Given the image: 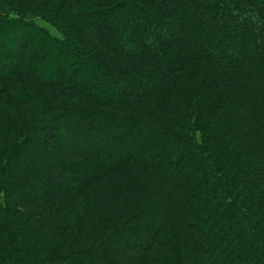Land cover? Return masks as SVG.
<instances>
[{
  "label": "trees",
  "instance_id": "obj_1",
  "mask_svg": "<svg viewBox=\"0 0 264 264\" xmlns=\"http://www.w3.org/2000/svg\"><path fill=\"white\" fill-rule=\"evenodd\" d=\"M146 1L147 7L141 3L135 5L137 13L126 19L123 26L113 25L107 20L93 19L88 21L87 25L80 23L79 28L71 29L77 38H85L86 30L94 29L96 38L103 43L101 56H104L105 51V56L109 55V52L113 56L102 64L103 66H99L109 69L108 74L104 73L108 76L106 81L109 83L113 78L123 85L137 83L140 85V92L132 95H122L120 92L117 102H110L101 95L102 90H98L101 82H104L97 76V72L102 73L100 68H95L92 73L86 71L87 63L83 60L89 61L84 57L83 60L76 58L80 66L74 64L70 71H62L60 61L56 86L71 89L74 91L73 96L94 99L114 110H132L135 106L140 109L122 113L89 111L82 116L52 114L48 121H53V124L64 132V138L55 136L60 153L56 163L53 161L57 166L55 171L63 169L68 175L64 187L63 183L53 182L52 186L56 187L53 191L61 189L66 196L71 190L85 194L107 176L125 169L132 171L136 166L150 167L155 159L162 169L159 170V183L153 177L148 182H136L140 189L138 194H142L140 199L146 201L136 215L142 213V217L147 215L151 218L153 210L158 211L160 223L158 226L155 222L147 225L146 231L157 230L155 240L153 239L155 242L159 236H163L167 246L174 248L175 245L177 250L173 252L176 258L171 264H205V251H208L205 248L213 246L214 243L209 244L210 239L201 238L196 232V227L189 229L193 219L203 227L208 226L209 222V225L215 226L214 232H222L215 251L225 258L224 264H237L235 260L229 262L230 259L241 257L248 260L252 255H258L252 264L259 258L264 260V197L261 199L257 194L264 179V163L260 158L253 157L257 155L264 158V66H260L257 73H244L239 82L230 84L222 76L227 72V67L215 53L216 49L224 50L229 45L240 51H247L248 55L239 56L229 63L234 69L237 65L240 66L239 63L263 59L264 14H258L257 9L256 16L244 12H236V15L230 12L222 13L217 0ZM245 2L246 0H234V6L241 7L238 4ZM27 8L31 10L30 7L22 8L23 13L18 14L20 17L8 13L0 23V44L3 49H19L17 67L13 66L15 61L11 57L0 52V72L8 75L6 81L11 79V74H17L32 76L36 81L48 85L50 82L45 83L43 75L35 73L38 67L46 63L45 58H38V62L34 64L33 57L30 62L32 65L26 68L21 66L26 54L23 41L30 30L34 31L31 38L39 46L56 44L59 39L51 36L50 31L47 33V29L36 25V22L31 21L25 25L24 19L29 18L32 13ZM150 10L157 14V17L148 14ZM143 13H147L146 16H143ZM165 17L170 20V25L167 24L168 29L160 30ZM91 22L93 23L90 25ZM182 22L186 24L185 28L181 27ZM219 22H222V26ZM104 27L108 29L110 37H113L111 40L102 36L101 30ZM169 30L175 35L183 33L188 40L183 44L181 41L176 43L172 38H168ZM79 31L82 32L81 36ZM22 38L24 40H21ZM192 42L203 45L193 49ZM61 56L59 53L60 58ZM208 66H211L210 72L213 71V76L205 71ZM243 67H240L239 71L244 70ZM142 74L145 76L144 81ZM23 85L30 89L27 82L23 81ZM6 86L9 91L11 82H6ZM27 93L23 88L19 94ZM48 108L53 109V106ZM177 109L191 117L194 124L192 129H197L192 133V137L176 138L174 131L169 132L164 127L165 122L174 119ZM19 113L25 114L26 111L21 108ZM210 120L213 123L208 127L207 121ZM248 122L254 126L250 127H256V130L249 132ZM19 125L20 128L27 126L25 123ZM244 130L245 135L242 136ZM31 133L28 138L15 137L13 144L8 148L9 157L0 159V264H17L22 261L43 264L33 261L30 255L21 249L22 243L27 244L34 240L32 236L41 235L35 234V231L40 232L45 219L32 221L28 216L22 217L17 211V207L22 206L21 200L29 196L21 189V185L27 186L32 182L40 185L43 183L40 176L42 171L33 167L30 171L18 174V179L22 182L20 186L16 180H9L5 171L16 166L13 163L14 157L23 143H39V139H47V136L37 137ZM258 137L259 141L256 140ZM189 160L196 162H187L188 164L179 171L172 169V166L180 162L183 165V161ZM215 165L218 169H215ZM202 170L206 171V177H212V183L208 187L204 185L207 182ZM143 176L150 177L147 174ZM134 177L141 176L137 173ZM199 178L203 185L197 182ZM165 190L167 194L164 193ZM179 192L182 193V198H185L182 204L176 203ZM200 195H204L201 199L204 203L216 207L214 212L191 206L190 201H198ZM35 198L41 200L43 197L39 194ZM116 198L122 199V196L118 195ZM47 199L45 197V200ZM149 199H153V204ZM44 204L46 203L41 202L45 208ZM144 206L149 208L146 207L141 212ZM174 209L180 212L181 219L179 223L177 221L173 224L171 218L176 213ZM214 221H217V224H214ZM145 226L144 224L143 228ZM216 236L219 237V233ZM230 237L238 244L232 251L229 248ZM34 245L36 246V243ZM41 254L43 258L40 261H47L48 256H51L50 260L57 261V264H70L73 259L79 257L75 251L58 254L56 251L47 250ZM106 254L94 257L102 258ZM262 262L264 264V261ZM136 264L142 263L138 261Z\"/></svg>",
  "mask_w": 264,
  "mask_h": 264
},
{
  "label": "rangeland",
  "instance_id": "obj_2",
  "mask_svg": "<svg viewBox=\"0 0 264 264\" xmlns=\"http://www.w3.org/2000/svg\"><path fill=\"white\" fill-rule=\"evenodd\" d=\"M145 2L147 1L0 0V23L2 22V19H5V16L8 13L11 16L20 17L21 15L18 14L23 13L22 8L30 7L31 10L27 8L32 12L29 17L30 19H24L23 23L27 25L30 24L31 21L36 22V25L47 29V33L50 31L51 36L59 39L56 44L50 43L46 44L44 47L39 46L36 44V41L31 38L34 31L30 30L31 32L27 33V36L25 37L26 40L23 41L26 46V54L21 61V66L26 68L28 65H32L33 63L30 64V62L33 61V57L34 64L38 62V58H45L46 63H43L41 67H38L35 73L38 72L43 75V81H45V83L50 82L48 85L36 81L32 76H19L17 74H11L9 76L11 79L6 81L8 75L0 72V159L4 156L9 157L8 148L9 145L13 144V139L15 137L28 138L31 132V134H34L37 137L47 136L46 140L39 139V143H23L20 150H18L19 153L14 157L13 163L16 166H13L12 169L7 168L5 170L8 179L11 181L12 179L14 181L16 180V183L19 184V186L22 182L19 181L18 174L20 175L27 170L30 171L33 167L42 171L40 176L42 178L41 182L43 183L36 185V183L34 184L32 182L31 184L28 183L27 186L26 184L21 185V189L29 194V196L21 200L22 206L19 205V207H17V211H19V214L23 215L22 217L24 218H27L28 216L32 221H37L38 218L41 220L45 219L41 224L44 226L42 228L44 230L42 231L41 229L39 233L37 230L35 231V234L37 233L41 235L32 236L34 240L32 242L29 241L27 244L24 242L25 245L22 243L21 250H25V254H29L33 261L42 262L43 264H57V261L50 260L51 256H48L47 261H40L43 258V253L41 254V252L47 250H50L51 252L56 251L58 254H67L69 251L78 252L79 257L73 259L70 264H136L138 261L142 264H171L176 258L173 252V250H177L175 245L174 248L167 246L163 236H159L155 242L153 239L155 240L157 230H147L149 233L146 231L147 225L155 222L158 226V223H160L159 221H161V219L158 216V211L154 209L153 217L151 218L147 215L142 217L141 212L148 206L147 205L142 208L140 212L141 215H136L140 210V207L146 203L145 199H140L142 194H138L140 189L136 182H139L140 180L141 182H148L152 180L151 177L157 179L156 182L159 180V170L162 169L158 166L157 160L153 159L152 164L149 165L150 167L136 166V168H133L134 171H131L130 169L128 172V169H125L120 173L111 174L100 181L94 189L87 191L85 193L86 195L78 194L71 190L66 196V193L63 194L61 189L54 192L56 187L55 185L52 186L53 182H55L56 184L63 183L64 187V183L68 180V175L66 174L67 171H63V169L55 171L57 170L55 161L57 158H60L55 136L58 138H64V132L62 131V128L53 124V121H48L52 114L67 113L82 116V114L89 111L102 113V110H104L108 112L122 113L140 109V107L135 106L132 110H114L113 108L101 105V103L94 101L93 98V100H88L81 96H73V90L66 89L60 85L56 86L58 78L57 69L59 68L58 64L60 61V64L63 66L62 71L64 69L70 71L74 64L80 66V64H77L78 62L76 61L78 60H76V58L83 60L84 57L89 61L86 62L83 60L84 63H87V65H85L87 69L86 71L92 73V70L95 71L100 65L108 62L110 57H113L110 52L109 55L105 56V52L107 51L104 52V56H101V49L104 48L102 47L103 43L96 38L94 29L86 30L85 38H81V31H79V36L81 37H75L71 29L73 27L79 28L80 23L87 25L88 21L93 19L100 21L107 20L113 25L123 26L126 19L133 17L131 15L137 13L135 5L141 3L147 7ZM217 5L222 13L230 12L232 15L236 12H244L256 16V9L259 11L258 14H264V0H246L245 4L239 3L238 5L241 7L238 8H235L236 5L234 4V0H217ZM29 11H27V13H29ZM146 14L143 13V16H146ZM148 14L157 17V14L153 13L151 10ZM92 23L93 22H91L90 25ZM167 24L170 25V20L165 17L163 18L159 29H168ZM185 25L186 24L182 22L181 27L185 28ZM219 25L222 26V22H219ZM101 34L104 38L106 37L109 40L113 38L112 36L110 37L109 31L105 27L101 30ZM168 38H172L176 43L181 41L182 44L185 43V40H188L183 33L175 35L171 31L168 34ZM21 40H24V38ZM19 42L21 43L22 41ZM202 45L203 44L197 42H192V47H190L198 49ZM18 50V48H7L5 51L0 44V52L5 56L11 57V59L15 61V64H13L15 67L18 66V59H16L19 54ZM211 51H213V49H211ZM215 51L220 58V61L225 64V67H227V72L225 71L226 73L222 76L227 79V83L230 84L239 82L243 78L244 73H257L260 66H264L263 58L259 61H249L244 64L239 63L240 66L237 65V68L234 69L231 68L232 65H229V63H232V61L239 56L243 57L242 55H248L249 53H247V51L244 49L240 51V49H236L232 45H229L224 50L216 49ZM59 53L62 55L61 58L59 57ZM92 61L95 62V64ZM242 66H244V70L239 71V68ZM99 68L103 74L97 72V76L104 82H101L98 90H102V94H100L104 95V97L110 102H117V97L120 95V92L123 93L122 95H132L140 92V85L137 83H127L123 85L117 83L113 78H111V83H108V81H106L108 76L104 75V73L106 72V74H108L107 72L109 69L106 67H104L105 69L102 67ZM210 70L211 66H208L205 71L213 76V71L210 72ZM48 79L50 80L48 81ZM142 79L143 81L145 80L144 74H142ZM23 81L27 82L30 89H27L26 85H23ZM6 82H11L12 84L9 91L7 90ZM167 84L168 83H166V85ZM23 88L28 91V93L21 95L19 93ZM96 97L98 98V95H96ZM22 98L24 101H21ZM21 103L23 105H21ZM46 103H48L47 106L45 105ZM258 105H256V107H259ZM48 106H53V109L48 108ZM20 107L25 109V114L19 113V110L21 109ZM44 113L45 115H43ZM196 122L199 123L197 120ZM22 123L27 124V126L20 128L19 124ZM211 123H213L212 120L207 121L208 127ZM248 123L249 132L254 129L256 130V127L252 128L254 126H252L250 122ZM193 125L191 117L186 112H180V109H177L174 119L171 122L164 123V127L167 131H174L176 133V136L174 137L180 139H183V136L192 137V133L197 130L195 127L192 129ZM243 133L242 136L245 135V130ZM256 140L259 141L260 138ZM182 142L183 141L180 143L182 144ZM253 157L260 158L264 163V158L262 156L259 157L254 155ZM187 162L194 163L196 161H183V165H181L180 162L179 164L172 166V169L174 170V168H176L179 171L182 167L184 168V165L188 164ZM164 169L165 168L163 167V171ZM215 169H218L216 165ZM205 172V170H202L203 176H205ZM137 173L141 177H134ZM145 174L148 176L150 175V177L143 176ZM200 178L197 182L200 183V185H203ZM50 182L51 184H49ZM206 182L207 183L204 185L207 187L210 186L212 183V177L210 178V176H207ZM72 184L74 185L73 182ZM54 188L55 190L53 191ZM164 193L167 194L166 190ZM39 194L43 197L41 200L35 198ZM61 194L63 196H61ZM117 194L122 196V199H117ZM257 194L258 197L263 199L264 179L262 180ZM202 196L204 197V195L199 196L200 198L198 201H190L191 206L193 208H200L202 211L210 209L214 212L216 207L204 203L203 200H201ZM45 197L48 199L45 200ZM176 198V203L182 204L185 201V198H182V193L180 194V192L177 194ZM160 199L161 198H159V201ZM149 200H151V202L153 201V199ZM41 202L46 203L44 204L46 205L45 208L41 205ZM15 203H17V201H15ZM174 211H176V213L171 218L173 224L177 221L179 223L181 219L180 212L176 209H174ZM206 217L210 218L211 216ZM213 223L217 224V221H214ZM144 224L146 226L143 228ZM209 224L210 223L207 222L208 226L203 227L193 219L190 221L189 229L191 230V227H196V232L201 238L205 240L210 239L211 242H209V244L214 243L213 246L210 245L205 248V250H208L205 251L207 252L204 256L205 264H224L225 258L220 257V254L215 251L220 243L219 239L221 238L222 232H219L218 230V232H214L215 226ZM34 226L35 228L37 227L36 225ZM209 229L212 230V233H210ZM217 233H219V237L216 236ZM228 240L230 241L229 248L232 251L238 244H235L231 237ZM33 242L36 243V246ZM104 253L107 254L102 258L94 257V255L100 256ZM37 254H41V256H37ZM257 257L258 255H252L248 257V260L242 259L241 257L237 259L233 257L229 262L235 260L238 262L237 264H252L251 262H254ZM262 261L264 260L259 258V260L253 264H258L260 262L262 264ZM30 263L22 261V263L18 262L17 264Z\"/></svg>",
  "mask_w": 264,
  "mask_h": 264
}]
</instances>
